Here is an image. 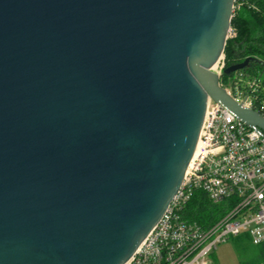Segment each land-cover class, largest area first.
Wrapping results in <instances>:
<instances>
[{"label":"water","instance_id":"obj_1","mask_svg":"<svg viewBox=\"0 0 264 264\" xmlns=\"http://www.w3.org/2000/svg\"><path fill=\"white\" fill-rule=\"evenodd\" d=\"M236 0H0V264H126L194 155ZM251 62L229 65L231 75Z\"/></svg>","mask_w":264,"mask_h":264},{"label":"built area","instance_id":"obj_2","mask_svg":"<svg viewBox=\"0 0 264 264\" xmlns=\"http://www.w3.org/2000/svg\"><path fill=\"white\" fill-rule=\"evenodd\" d=\"M234 5V9H235ZM236 35L229 28L228 38ZM224 53L211 68L238 101L264 115L261 79L236 72L224 85ZM196 190L229 209L203 227L183 209ZM248 234L264 243V138L209 98L198 143L183 182L160 221L126 264H207V255L231 236Z\"/></svg>","mask_w":264,"mask_h":264},{"label":"trees","instance_id":"obj_3","mask_svg":"<svg viewBox=\"0 0 264 264\" xmlns=\"http://www.w3.org/2000/svg\"><path fill=\"white\" fill-rule=\"evenodd\" d=\"M235 5L231 26L235 29L236 35L227 39L224 50L225 67L242 62L247 57H256L264 61V0H236ZM236 72H244L250 79L260 78V94L264 96L263 64L251 62ZM236 72L231 75L224 74V85L228 84L227 81ZM229 206L228 202L213 203L204 191L196 190L185 205L183 216L185 219L197 221L203 227H209L227 212ZM244 234L250 238L248 234ZM257 246L259 247L257 258L245 264L264 263V243Z\"/></svg>","mask_w":264,"mask_h":264},{"label":"rangeland","instance_id":"obj_4","mask_svg":"<svg viewBox=\"0 0 264 264\" xmlns=\"http://www.w3.org/2000/svg\"><path fill=\"white\" fill-rule=\"evenodd\" d=\"M258 253L259 247L242 232L241 235L231 236L226 242L219 244L205 260L207 264H245L257 258Z\"/></svg>","mask_w":264,"mask_h":264},{"label":"crops","instance_id":"obj_5","mask_svg":"<svg viewBox=\"0 0 264 264\" xmlns=\"http://www.w3.org/2000/svg\"><path fill=\"white\" fill-rule=\"evenodd\" d=\"M264 264V263H263Z\"/></svg>","mask_w":264,"mask_h":264}]
</instances>
